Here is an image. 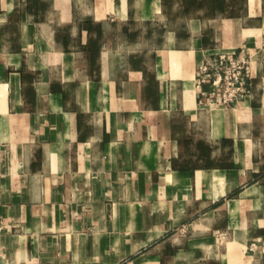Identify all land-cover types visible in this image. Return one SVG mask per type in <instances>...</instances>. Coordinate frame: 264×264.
Returning <instances> with one entry per match:
<instances>
[{"label": "crops", "instance_id": "0c3cea01", "mask_svg": "<svg viewBox=\"0 0 264 264\" xmlns=\"http://www.w3.org/2000/svg\"><path fill=\"white\" fill-rule=\"evenodd\" d=\"M0 264H264V0H0Z\"/></svg>", "mask_w": 264, "mask_h": 264}, {"label": "built area", "instance_id": "2783aa9c", "mask_svg": "<svg viewBox=\"0 0 264 264\" xmlns=\"http://www.w3.org/2000/svg\"><path fill=\"white\" fill-rule=\"evenodd\" d=\"M249 58L236 50L212 53L194 71V89L200 104L226 105L248 92ZM260 239L248 243L256 247Z\"/></svg>", "mask_w": 264, "mask_h": 264}]
</instances>
